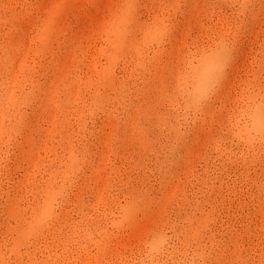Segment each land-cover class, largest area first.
Here are the masks:
<instances>
[{
	"label": "rangeland",
	"instance_id": "374dc122",
	"mask_svg": "<svg viewBox=\"0 0 264 264\" xmlns=\"http://www.w3.org/2000/svg\"><path fill=\"white\" fill-rule=\"evenodd\" d=\"M0 264H264V0H0Z\"/></svg>",
	"mask_w": 264,
	"mask_h": 264
}]
</instances>
